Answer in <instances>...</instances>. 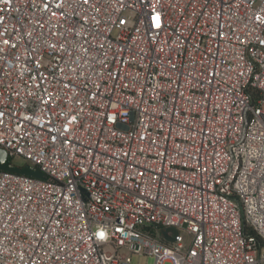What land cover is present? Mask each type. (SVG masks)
<instances>
[{
	"label": "built area",
	"instance_id": "2783aa9c",
	"mask_svg": "<svg viewBox=\"0 0 264 264\" xmlns=\"http://www.w3.org/2000/svg\"><path fill=\"white\" fill-rule=\"evenodd\" d=\"M0 149V264H264V0H0Z\"/></svg>",
	"mask_w": 264,
	"mask_h": 264
},
{
	"label": "water",
	"instance_id": "95a60500",
	"mask_svg": "<svg viewBox=\"0 0 264 264\" xmlns=\"http://www.w3.org/2000/svg\"><path fill=\"white\" fill-rule=\"evenodd\" d=\"M0 169L1 170H8V171L16 172V173H21V174H26V175L34 176L37 178L43 177L42 172L38 171L37 169H35L34 167H32L28 164H25L22 167H18V166L13 165L10 162V158L6 155L5 151L2 149H0ZM167 231H172L173 235L176 236V234H177L176 229L174 227H168L162 231V236H163L164 240L171 242L174 240V237H169L166 234Z\"/></svg>",
	"mask_w": 264,
	"mask_h": 264
},
{
	"label": "rangeland",
	"instance_id": "374dc122",
	"mask_svg": "<svg viewBox=\"0 0 264 264\" xmlns=\"http://www.w3.org/2000/svg\"><path fill=\"white\" fill-rule=\"evenodd\" d=\"M11 163L18 167H22L26 164V162L22 158H19V157L12 158ZM120 252L131 256V261L129 264H154L153 256L148 255L146 253L130 254L129 251L125 248H122ZM164 264H171V263L169 261H166L164 262Z\"/></svg>",
	"mask_w": 264,
	"mask_h": 264
},
{
	"label": "snow or ice",
	"instance_id": "6c2138e0",
	"mask_svg": "<svg viewBox=\"0 0 264 264\" xmlns=\"http://www.w3.org/2000/svg\"><path fill=\"white\" fill-rule=\"evenodd\" d=\"M100 235L103 236V233H101Z\"/></svg>",
	"mask_w": 264,
	"mask_h": 264
},
{
	"label": "trees",
	"instance_id": "16d2710c",
	"mask_svg": "<svg viewBox=\"0 0 264 264\" xmlns=\"http://www.w3.org/2000/svg\"><path fill=\"white\" fill-rule=\"evenodd\" d=\"M249 231H251V230H249Z\"/></svg>",
	"mask_w": 264,
	"mask_h": 264
}]
</instances>
